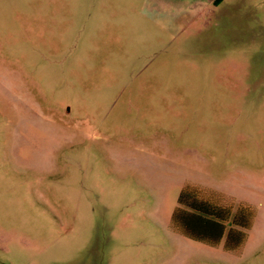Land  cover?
I'll return each instance as SVG.
<instances>
[{
	"label": "rangeland",
	"instance_id": "obj_1",
	"mask_svg": "<svg viewBox=\"0 0 264 264\" xmlns=\"http://www.w3.org/2000/svg\"><path fill=\"white\" fill-rule=\"evenodd\" d=\"M187 184L255 210L238 250ZM0 264H264V0H0Z\"/></svg>",
	"mask_w": 264,
	"mask_h": 264
},
{
	"label": "trees",
	"instance_id": "obj_2",
	"mask_svg": "<svg viewBox=\"0 0 264 264\" xmlns=\"http://www.w3.org/2000/svg\"><path fill=\"white\" fill-rule=\"evenodd\" d=\"M255 210L234 203L223 193L199 185L183 187L174 210L173 225L186 237L209 245L223 243L227 251L238 250L246 237Z\"/></svg>",
	"mask_w": 264,
	"mask_h": 264
}]
</instances>
